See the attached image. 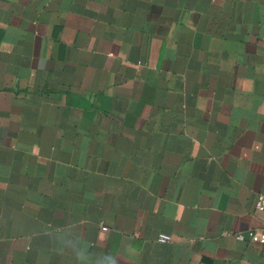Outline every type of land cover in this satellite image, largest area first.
Here are the masks:
<instances>
[{"label": "crops", "instance_id": "obj_1", "mask_svg": "<svg viewBox=\"0 0 264 264\" xmlns=\"http://www.w3.org/2000/svg\"><path fill=\"white\" fill-rule=\"evenodd\" d=\"M258 194L264 0H0V264H264Z\"/></svg>", "mask_w": 264, "mask_h": 264}, {"label": "clouds", "instance_id": "obj_2", "mask_svg": "<svg viewBox=\"0 0 264 264\" xmlns=\"http://www.w3.org/2000/svg\"><path fill=\"white\" fill-rule=\"evenodd\" d=\"M57 253H70L75 264H123L124 253L120 250L93 253L92 244L83 233L74 236L72 230H65L53 237Z\"/></svg>", "mask_w": 264, "mask_h": 264}, {"label": "built area", "instance_id": "obj_3", "mask_svg": "<svg viewBox=\"0 0 264 264\" xmlns=\"http://www.w3.org/2000/svg\"><path fill=\"white\" fill-rule=\"evenodd\" d=\"M255 207L256 209L264 212V194H258L255 201ZM263 231H264V225H263ZM253 234V233H251ZM171 239L170 235L165 233H159L157 236V241L159 242H167Z\"/></svg>", "mask_w": 264, "mask_h": 264}]
</instances>
